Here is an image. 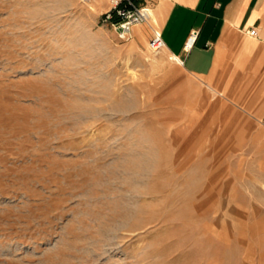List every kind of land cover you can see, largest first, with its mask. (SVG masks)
I'll return each mask as SVG.
<instances>
[{
  "label": "rangeland",
  "instance_id": "1",
  "mask_svg": "<svg viewBox=\"0 0 264 264\" xmlns=\"http://www.w3.org/2000/svg\"><path fill=\"white\" fill-rule=\"evenodd\" d=\"M111 9L0 0V264H264L251 98Z\"/></svg>",
  "mask_w": 264,
  "mask_h": 264
},
{
  "label": "crops",
  "instance_id": "2",
  "mask_svg": "<svg viewBox=\"0 0 264 264\" xmlns=\"http://www.w3.org/2000/svg\"><path fill=\"white\" fill-rule=\"evenodd\" d=\"M148 1L155 2L145 7L148 22L159 19L156 34H162L166 53L227 96L250 97V110L264 126V0ZM192 32L197 38L189 46Z\"/></svg>",
  "mask_w": 264,
  "mask_h": 264
},
{
  "label": "built area",
  "instance_id": "3",
  "mask_svg": "<svg viewBox=\"0 0 264 264\" xmlns=\"http://www.w3.org/2000/svg\"><path fill=\"white\" fill-rule=\"evenodd\" d=\"M139 1L145 0H112V9L107 15L106 22L112 24L125 40L131 36L135 26L144 23L148 18L147 8L140 6ZM115 16L119 19L117 23H114ZM250 35L256 36L257 33L253 30ZM196 38L197 33L192 32L189 38V46L194 44ZM150 48L153 52L165 49V42L161 33L155 34L150 42Z\"/></svg>",
  "mask_w": 264,
  "mask_h": 264
},
{
  "label": "bare ground",
  "instance_id": "4",
  "mask_svg": "<svg viewBox=\"0 0 264 264\" xmlns=\"http://www.w3.org/2000/svg\"><path fill=\"white\" fill-rule=\"evenodd\" d=\"M109 2H111V0H109ZM96 4H97L98 7H103L104 0H96ZM149 18H150V16H148V18L146 20L147 22L149 21Z\"/></svg>",
  "mask_w": 264,
  "mask_h": 264
}]
</instances>
